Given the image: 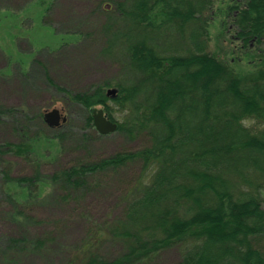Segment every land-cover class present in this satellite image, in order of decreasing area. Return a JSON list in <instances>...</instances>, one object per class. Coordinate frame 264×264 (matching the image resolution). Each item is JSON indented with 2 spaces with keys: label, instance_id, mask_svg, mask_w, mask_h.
<instances>
[{
  "label": "trees",
  "instance_id": "16d2710c",
  "mask_svg": "<svg viewBox=\"0 0 264 264\" xmlns=\"http://www.w3.org/2000/svg\"><path fill=\"white\" fill-rule=\"evenodd\" d=\"M219 2L101 0L96 10L78 20L90 28L77 27L80 32L74 33L63 28L68 38L101 36L100 54L118 67L115 99L106 93L109 80L87 91L68 92L85 110L83 131L71 138L81 144L70 143V149H87L96 141L91 114L96 106H105L109 118L119 121L109 102L126 115L118 123V133L146 137L149 145L97 162L81 161L46 178L53 183L47 199L67 206L83 201L93 182L110 178L115 185L124 179L118 190L120 214L86 228L88 234L68 246L60 264H148L161 251L174 248L179 254L175 264H264V251L258 246L264 236V0H245L220 10L222 30L235 33L249 60L242 73L210 51L212 15ZM37 4L44 8L43 17L60 5L58 0ZM177 36L182 53L166 46V39ZM219 49L226 53L225 40ZM40 65L48 75L45 63ZM124 75L126 79H120ZM15 114L14 108L0 106V118L14 119ZM247 117L256 118L250 129L240 124ZM65 135L56 139L64 141ZM30 144L28 138L3 147L9 154L29 158L34 151ZM135 168L139 173L129 178ZM44 179L34 174L14 180L27 188ZM19 214L44 229L9 237V252L0 248L7 263L38 264L41 258L52 264L66 247L65 234L73 224Z\"/></svg>",
  "mask_w": 264,
  "mask_h": 264
},
{
  "label": "rangeland",
  "instance_id": "374dc122",
  "mask_svg": "<svg viewBox=\"0 0 264 264\" xmlns=\"http://www.w3.org/2000/svg\"><path fill=\"white\" fill-rule=\"evenodd\" d=\"M39 1L41 0H0V106L14 108L16 112L14 119L0 118V248L9 252L6 250L9 237L29 235L34 233L33 231L44 229L40 223L26 220L19 214L21 211L38 219L53 220L55 224L61 222L63 225L65 219V223L70 225L71 222L73 226L71 225L72 228L65 234L66 247L52 261V264H60L66 258L68 246L76 244L88 234L87 229L89 231L90 227L102 224L107 218L120 214L122 196L118 190L124 185V179H120L115 185H112L115 182L110 178L102 184L93 182L91 185L93 194L89 193L83 201L77 202L79 204L69 203L67 206L54 203L53 197L47 199L52 191V187L50 188L52 182L46 178L63 167L81 161L97 162L122 152H135L149 143L146 137L132 138L118 133V128L114 133L101 134L96 129L93 117L97 133H93V137L96 138L94 144L87 149L73 151L70 149L68 145L70 143L81 144L75 139L71 141V138H74V134L82 133L84 119L81 113L85 110L70 98L68 92L87 91L93 85L106 80L111 83L106 89L107 94L109 90H117L114 85L118 82V67L100 54L101 36L95 35L90 39L89 36L65 38L62 35L65 32L63 28L66 27H70L71 33L80 32L77 27L82 30L90 28L91 24L86 26L78 20L96 10L101 0H61V4L58 0L60 5L50 10L46 17L42 16L44 8L37 4ZM243 1L245 0H220L216 4V12H212L214 21L210 28L211 53L230 61L240 73L249 66V60L245 58L247 56L244 52L240 51L241 41L236 38L235 33H225L222 30L223 16L220 10L236 6ZM7 10H11L12 13L5 12ZM236 13L237 11L234 12ZM99 16L102 17L101 14ZM46 23L58 30L55 32L47 27ZM176 40L180 38L166 39V46L170 50L179 49L181 52L178 53H182V46ZM223 40L228 46L227 54L223 49H219ZM118 44L119 40L115 45ZM37 62L45 63L49 69V76L44 75L46 73L44 67ZM126 77L127 75H124L120 79ZM117 95L118 90L114 95L108 94V97L115 99ZM109 104L117 120L122 121L125 113L117 111L118 107L113 102ZM55 108L62 111L67 121L58 127H51L44 121V114ZM95 109H102L108 120L115 121L109 118L105 106L98 105L93 108L92 116ZM41 114L43 118H39ZM12 121H15V125L8 124ZM119 121L115 122L118 124ZM26 124L30 125L26 126L28 129L24 128ZM24 131H27V135ZM62 133H67L65 143L56 139V136ZM28 138L32 139L33 145H30L34 149L29 158L25 155L19 157L9 154L3 147L7 143H19ZM62 144L66 146L65 149ZM138 173L139 168H135L128 177ZM34 174L45 178L37 187L26 188L23 183L14 180ZM261 193L264 209V188ZM37 196L41 199L35 201L30 199ZM258 246L264 251V236L258 242ZM166 250L154 257L152 259L154 261L150 260L151 262L147 263L175 264L179 260L177 248ZM6 258L0 252V264H8ZM37 260L38 264H44L41 258Z\"/></svg>",
  "mask_w": 264,
  "mask_h": 264
},
{
  "label": "water",
  "instance_id": "95a60500",
  "mask_svg": "<svg viewBox=\"0 0 264 264\" xmlns=\"http://www.w3.org/2000/svg\"><path fill=\"white\" fill-rule=\"evenodd\" d=\"M117 93V90H109V95H114ZM93 117L96 129L101 134H111L116 132L118 128V124L108 120V118L104 115V111L102 109H95L93 111ZM44 120L47 124H49L51 127H58L63 123L67 121V117L63 116L62 111L58 108H55L49 112H46L44 115Z\"/></svg>",
  "mask_w": 264,
  "mask_h": 264
},
{
  "label": "clouds",
  "instance_id": "9594fccd",
  "mask_svg": "<svg viewBox=\"0 0 264 264\" xmlns=\"http://www.w3.org/2000/svg\"><path fill=\"white\" fill-rule=\"evenodd\" d=\"M256 118L255 117H247V118H242L240 121V124L242 127L246 129L252 128L254 125H256ZM264 127V126H262Z\"/></svg>",
  "mask_w": 264,
  "mask_h": 264
}]
</instances>
